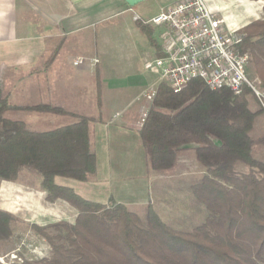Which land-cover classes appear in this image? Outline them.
I'll list each match as a JSON object with an SVG mask.
<instances>
[{
	"label": "trees",
	"instance_id": "obj_1",
	"mask_svg": "<svg viewBox=\"0 0 264 264\" xmlns=\"http://www.w3.org/2000/svg\"><path fill=\"white\" fill-rule=\"evenodd\" d=\"M136 21L163 55L151 24L140 17ZM240 35V49L250 54L248 72L264 87V17L244 26ZM249 92L212 89L195 78L180 92L159 83L149 103L139 128L148 171L172 169L188 150L205 169L190 185L204 219L185 228L167 222L152 202L138 212L114 196L102 203L58 184L57 176L82 181L96 177V117L50 102L14 105L1 91L0 179L15 180L24 170L32 172L49 201L63 199L78 211L74 222L34 225L51 245L50 264H262L264 160L254 148L264 137L252 131L264 111L250 107ZM10 109L71 114L75 119L37 129L6 116ZM238 163L249 170H238ZM14 221L10 212L0 209L1 239L11 236Z\"/></svg>",
	"mask_w": 264,
	"mask_h": 264
},
{
	"label": "crops",
	"instance_id": "obj_2",
	"mask_svg": "<svg viewBox=\"0 0 264 264\" xmlns=\"http://www.w3.org/2000/svg\"><path fill=\"white\" fill-rule=\"evenodd\" d=\"M180 1L152 0L156 10L149 17ZM207 1L214 8L220 3L221 12L232 22L243 21V12L251 13L250 0ZM136 6L126 0H0V62H9L5 68H33L36 76L48 72L53 98L65 93L72 104L68 108L97 119L93 124L96 177L82 181L57 176V183L73 187L90 200L106 203L114 196L128 206L149 201L150 172L133 112L138 90L125 84L117 72L123 64L111 65L108 60L117 61L126 53L125 45L132 43L120 30L130 24L131 13L135 20ZM139 6L141 11L147 10L142 3ZM151 26L159 32L154 36L161 46L162 28ZM48 42L51 51L44 58ZM149 43V50L154 49L158 56L157 48ZM75 55L85 56L87 61L75 65Z\"/></svg>",
	"mask_w": 264,
	"mask_h": 264
},
{
	"label": "rangeland",
	"instance_id": "obj_3",
	"mask_svg": "<svg viewBox=\"0 0 264 264\" xmlns=\"http://www.w3.org/2000/svg\"><path fill=\"white\" fill-rule=\"evenodd\" d=\"M140 3L142 6H147L146 11L140 10ZM136 5L135 11H133L135 20H133L131 13L130 24L120 30L123 31L125 39L132 43L129 45L125 43L128 49L125 54L121 53L116 58L117 61H108L111 65L112 63L123 64L121 70L115 69V71L121 72L120 76L126 81L125 84H131L137 88L133 112L138 125H141L151 102L147 94L153 86L157 88L159 83L164 81L161 80V74L155 69L145 67V61L154 59L157 54L154 49L153 51L149 50V42L146 40L150 41V39L140 29L136 21L137 17H142L144 20L150 19V13L156 10V5L152 0H143ZM252 5L260 9L256 12L251 11V14L250 12H243L241 16L243 21L239 22L243 28L253 20L264 17V0H250L249 7ZM219 14L225 15L226 13L219 11ZM227 14L230 15L231 12L227 10ZM154 32L155 36H159L157 29ZM149 44L152 45L151 41ZM138 46L139 50L137 49ZM50 51L51 43L48 42L44 58L49 55ZM77 57L87 58L75 55L73 57L74 64ZM43 61L39 60L40 63ZM8 63L6 60L0 62V91L11 104L28 105L50 102L60 104L68 111L80 113L68 108L72 104L69 103V99H66L65 93L60 92L54 98L52 97L51 76L48 72L36 76L33 68L20 70L5 68ZM114 67L116 68V66ZM249 76L253 77L250 73ZM70 86L73 87V83ZM247 96L252 109L260 108L257 98L251 92ZM5 114L11 118L24 120L28 125L37 129L55 128L75 119L71 114L18 109H10ZM252 133L257 138L264 137V113L257 116ZM254 150L256 156L264 160V142L256 144ZM237 169L248 171L249 167L243 163H238ZM204 172L205 169L195 158L194 152L191 150L184 151L179 155L177 164L172 169L150 171L149 201L144 204L129 205V207L142 212L143 207L152 202L167 222L180 228H185L193 222H199L204 219L205 211L193 200L190 185ZM46 196L47 192L42 189L40 178L27 170H24L15 180L0 179V209L10 212L15 217L11 236L6 239L0 238L1 264H50L51 245L44 236L36 231L34 225L46 227L61 220L74 222L78 211L63 199L52 202ZM48 231L54 232L55 229L49 227Z\"/></svg>",
	"mask_w": 264,
	"mask_h": 264
},
{
	"label": "built area",
	"instance_id": "obj_4",
	"mask_svg": "<svg viewBox=\"0 0 264 264\" xmlns=\"http://www.w3.org/2000/svg\"><path fill=\"white\" fill-rule=\"evenodd\" d=\"M215 7L207 0H182L146 20L162 28L163 55L147 59L145 67L159 72L161 80L174 92L182 91L195 78L203 79L212 89L229 87L235 94L249 89L264 111L262 80L249 76L250 54L239 46L243 25L220 15V3ZM86 61L87 58L77 57L75 64ZM156 93L153 86L148 99L152 101Z\"/></svg>",
	"mask_w": 264,
	"mask_h": 264
},
{
	"label": "water",
	"instance_id": "obj_5",
	"mask_svg": "<svg viewBox=\"0 0 264 264\" xmlns=\"http://www.w3.org/2000/svg\"><path fill=\"white\" fill-rule=\"evenodd\" d=\"M131 6L136 5L137 3L143 1V0H126Z\"/></svg>",
	"mask_w": 264,
	"mask_h": 264
},
{
	"label": "bare ground",
	"instance_id": "obj_6",
	"mask_svg": "<svg viewBox=\"0 0 264 264\" xmlns=\"http://www.w3.org/2000/svg\"><path fill=\"white\" fill-rule=\"evenodd\" d=\"M241 1H243V0H241ZM240 1V2H241ZM254 1V0H253ZM260 8L259 7H256V6H250V10L252 11V12H256L257 10H259ZM250 12V11H249ZM251 14V13H250ZM255 16V15H254Z\"/></svg>",
	"mask_w": 264,
	"mask_h": 264
}]
</instances>
